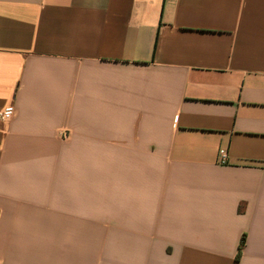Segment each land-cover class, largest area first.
Listing matches in <instances>:
<instances>
[{
	"label": "crops",
	"instance_id": "1",
	"mask_svg": "<svg viewBox=\"0 0 264 264\" xmlns=\"http://www.w3.org/2000/svg\"><path fill=\"white\" fill-rule=\"evenodd\" d=\"M8 106L0 264H264V0H0Z\"/></svg>",
	"mask_w": 264,
	"mask_h": 264
},
{
	"label": "built area",
	"instance_id": "2",
	"mask_svg": "<svg viewBox=\"0 0 264 264\" xmlns=\"http://www.w3.org/2000/svg\"><path fill=\"white\" fill-rule=\"evenodd\" d=\"M14 113H15V108L13 106H8L1 111L0 119L2 121H8L12 119V117L14 116ZM225 159H226V151L221 150L220 151V161L222 163H225Z\"/></svg>",
	"mask_w": 264,
	"mask_h": 264
},
{
	"label": "trees",
	"instance_id": "3",
	"mask_svg": "<svg viewBox=\"0 0 264 264\" xmlns=\"http://www.w3.org/2000/svg\"><path fill=\"white\" fill-rule=\"evenodd\" d=\"M245 244H246V237L243 236L242 239H241L240 245H239L237 260H239L241 258L243 249L245 247Z\"/></svg>",
	"mask_w": 264,
	"mask_h": 264
}]
</instances>
